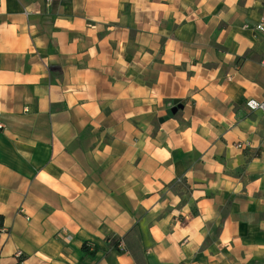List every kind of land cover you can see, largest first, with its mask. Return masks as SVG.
<instances>
[{"label": "crops", "instance_id": "obj_1", "mask_svg": "<svg viewBox=\"0 0 264 264\" xmlns=\"http://www.w3.org/2000/svg\"><path fill=\"white\" fill-rule=\"evenodd\" d=\"M261 22L264 0H0V264H262Z\"/></svg>", "mask_w": 264, "mask_h": 264}, {"label": "built area", "instance_id": "obj_2", "mask_svg": "<svg viewBox=\"0 0 264 264\" xmlns=\"http://www.w3.org/2000/svg\"><path fill=\"white\" fill-rule=\"evenodd\" d=\"M257 29L260 31H264V22H261L260 24L257 25ZM261 65L264 67V57L261 60ZM247 105L254 110H262L264 111V100L263 101H258L256 99H249L247 101ZM4 128V124L0 121V129ZM237 146L239 148H242L244 146L243 143H238ZM21 212L24 211L23 208L20 209ZM91 250H93V246L90 243L86 244ZM18 256H22V251H18L16 253ZM262 264H264V260L262 262Z\"/></svg>", "mask_w": 264, "mask_h": 264}, {"label": "trees", "instance_id": "obj_3", "mask_svg": "<svg viewBox=\"0 0 264 264\" xmlns=\"http://www.w3.org/2000/svg\"><path fill=\"white\" fill-rule=\"evenodd\" d=\"M84 250L87 252V253H94L96 248H93V250H91L86 244L84 245Z\"/></svg>", "mask_w": 264, "mask_h": 264}]
</instances>
